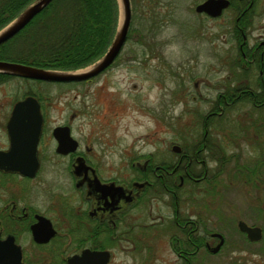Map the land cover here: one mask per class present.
Returning a JSON list of instances; mask_svg holds the SVG:
<instances>
[{
	"label": "flooded vegetation",
	"instance_id": "obj_1",
	"mask_svg": "<svg viewBox=\"0 0 264 264\" xmlns=\"http://www.w3.org/2000/svg\"><path fill=\"white\" fill-rule=\"evenodd\" d=\"M209 1L195 0L191 5V13L197 21L194 33L201 29L206 33L210 32L216 21L227 32L226 28H228L229 39H234V44L230 43V45H234V50L238 52L234 60L231 57L229 60L235 61L233 67L239 72L233 68V75L231 73L228 75L230 85L226 84L218 92L217 102L215 100L210 102L212 107L209 112L201 111L198 121L183 124L188 133L180 131L181 141H186L180 143L181 146L174 145L179 149L176 152L177 159L157 161L152 155L141 164L135 162L133 158L131 160L123 158L118 163L119 169L114 173L115 161L110 160L111 164L107 165L108 168L94 161L92 146L86 144L85 148H82L69 122L55 124L49 129L45 98L34 94L40 100L44 117L42 136L38 144L40 169L35 177L0 170V240L13 237L22 251V253H0V264H68L69 259L76 255L82 256V252L86 249L109 251L111 260L108 264H111L117 256L116 253L157 255L163 243L177 256V264H199L198 255L201 249L205 248L206 252L211 254L219 253L229 236H235L231 228V218L228 215L221 218L220 212L214 211V206L210 205L221 196L216 191L217 183L214 182V178L222 176L230 162H239L244 156L243 150L246 146L243 148L240 145L242 137L238 139L230 131L217 133L215 137L213 130L221 129L222 121H215V117L220 119L231 103L233 105L236 102L251 103L256 109L264 107V25L255 26V29H262L256 39H249L248 36L253 24L264 17V11L259 9V5L261 6L264 0H226L227 6L222 8L218 15H216L217 6L201 8ZM222 43L229 46L228 41ZM6 44L7 42L0 44V61L19 62L11 60L9 57L11 49ZM209 44L212 45L211 42ZM213 45L215 47L214 43ZM122 51L123 49L119 56ZM119 56L95 77L59 84H90L117 66L115 63ZM229 60L224 65L229 66ZM0 74V80H6L7 75ZM9 76H12L9 78L16 77ZM232 76L234 80L231 81ZM249 76L257 78L256 89H252L245 81L249 80ZM239 78L245 79L240 80L242 82L240 87L231 84V82L236 83ZM196 84L198 86V82ZM221 104L223 107H220ZM11 112L6 119L5 112L1 113L0 109L2 131L0 139H3L0 143V151L7 150L11 146L8 130ZM247 125L248 134L253 129L255 135H252L254 138L247 137L246 141L259 140V144L255 146L257 149L254 150L257 153L256 157L261 159L257 158L256 162L247 164L236 163L235 166L241 179L257 189L262 188L261 185H257L256 179L258 174L262 175L264 165L262 160L264 148L260 145V137L264 135V130L263 124L258 121ZM58 127L69 128L70 135L78 143L76 150L67 154L57 151L59 144L54 132ZM240 129L242 134L246 130L244 127ZM192 131L195 133L187 140L186 135L192 134ZM200 131L202 133L198 135ZM230 134L231 138H228ZM50 149H55L52 158L64 160V162L60 161V170L69 178L68 191L65 190L60 194L56 192L58 189L53 187L50 193L49 189L48 208L50 211L53 210L52 214L55 218L35 206L33 196L36 189L33 184L30 187L20 185L16 180L21 187L16 193V185L11 186L12 182H10L13 178H19L24 183L34 182L43 170L44 162L50 160L48 152ZM234 150L239 152L233 153ZM250 155L252 153L249 151L248 157L253 159ZM124 161L128 163L123 164ZM211 162H216L217 165L212 166ZM110 171L114 174H108ZM95 177L101 184L114 185L108 189L109 192L103 193L98 190ZM253 179L254 183L251 182ZM70 185H72L71 191ZM255 199L261 200L257 191L253 200ZM257 215L254 211L249 214L254 218ZM43 219L49 221L52 229L55 230V233L47 239L51 229L50 224ZM222 219H226V222ZM240 221L252 227L260 226L242 219L237 221V228L245 241H260L251 240L247 233L241 231ZM215 240L217 244H214Z\"/></svg>",
	"mask_w": 264,
	"mask_h": 264
},
{
	"label": "rangeland",
	"instance_id": "obj_2",
	"mask_svg": "<svg viewBox=\"0 0 264 264\" xmlns=\"http://www.w3.org/2000/svg\"><path fill=\"white\" fill-rule=\"evenodd\" d=\"M194 1L130 0L132 9L128 34L130 36L115 63L117 66L90 84H59L19 76L0 80L1 113L5 112L7 119L14 103L27 94L45 98L49 129L55 124L69 122L82 148L84 149L86 144L92 146L94 161H98L106 168L111 164L110 160L115 161L114 173L119 169L118 163L123 158L130 160L133 158L135 162L141 164L152 155L157 161L177 159L173 146L177 144L181 146L180 143L186 141H181L180 131L188 133L183 124L194 123L198 121L199 112L211 110L210 102L216 101V95L226 84L230 85L228 75L230 73L233 75V68H236L233 67L235 61L231 62L229 57L234 60L238 53L234 50V45H230L234 44V39H229L230 30L226 28L228 32L225 31L217 21L210 32L206 33L201 29L194 33V27L197 25L196 18L191 13ZM259 9L264 11V1L261 6L259 5ZM119 17L120 6L118 23ZM260 25H264V17L250 28L249 39H256L261 34L259 32L262 29H255V26ZM117 28L118 24L109 46L97 60L111 46ZM13 39L14 37L6 44L11 51L19 52L18 55L27 53V45H22L18 41L13 45L11 42ZM226 41L229 42V46L222 43ZM28 46L30 47L29 44ZM228 60L230 67L224 65ZM248 78L249 80L239 78L236 83L231 84L240 87L241 81L245 80L252 89H256L257 78L254 76ZM242 103L236 102L235 105L231 103L225 109V114L221 115L222 119L215 117V121H222V127L213 131L215 137L217 133L227 131L234 133L238 139L242 137L241 141H237L246 148L243 150L244 156L236 163L247 164L260 158L256 157L257 153L254 150L259 140L246 141L247 137L255 135L251 128L248 134L247 124L261 122L264 130V112H261L264 107L256 109L251 103ZM222 105L220 107H223ZM241 127L246 128L243 134ZM193 133L195 132L186 135L188 137L186 139H190ZM201 133L200 131L198 135ZM231 134L228 138H231ZM2 142L3 139H0V143ZM260 143L264 148V135L260 137ZM51 145L54 147L52 143ZM54 150L48 151L50 160L44 162V168L34 182L24 183L19 178L10 179L11 186L16 185V193L21 188L16 180L20 185L30 187L33 184L36 189L33 196L35 206L44 213L48 212L52 217L53 210L50 211L48 208L52 188L58 189L56 192L60 194L69 188V178L60 170V161L64 160L52 158ZM249 151L253 159L248 157ZM262 151L264 152L263 149ZM237 152L239 151H233ZM262 157L264 161V156ZM126 163L128 162H123ZM236 163L230 162L226 172L217 179L214 178V182L217 183L216 191L221 196L210 205L214 206V211L220 212L221 218L225 215L231 218V228L235 236H229L219 253L211 254L206 252L205 248L201 249L198 255L199 264H264V165L262 175L258 174L256 179L257 185H261L262 188L254 189L249 182L241 179ZM215 164L216 162L210 163L212 166L217 165ZM113 172L110 171L108 174L112 175ZM251 182L254 183V179ZM71 188L72 185L70 191ZM256 191L257 194L260 193L261 200H253ZM251 211L258 214L256 218L249 216ZM240 219L250 224L255 222L262 227V239L258 242L245 241L237 228V221ZM222 220L226 222V219ZM214 244H217L216 240ZM159 252L157 255L116 253L117 256L111 264H177V256L165 243Z\"/></svg>",
	"mask_w": 264,
	"mask_h": 264
},
{
	"label": "water",
	"instance_id": "obj_3",
	"mask_svg": "<svg viewBox=\"0 0 264 264\" xmlns=\"http://www.w3.org/2000/svg\"><path fill=\"white\" fill-rule=\"evenodd\" d=\"M52 1L35 0L28 5L16 18L0 30V44L7 42L19 34ZM118 2L120 6V17L115 37L107 52L95 63L79 70L66 71L46 69L19 62L0 61V73L56 83L78 82L95 77L114 62L128 38L132 21L131 2L130 0H118ZM227 4L228 1L226 0H210L201 8L207 9L211 6H217L218 11L216 15H218ZM43 124L44 117L41 110V103L37 96L29 94L14 103L8 121L11 146L7 150L0 151V170L19 173L24 176H36L40 169L38 144L42 136ZM54 134L59 144L57 150L59 153L67 154L76 150L78 143L70 135L68 127H58ZM173 150L177 152L179 149L177 146H174ZM76 173L78 172L76 171ZM95 178V184L99 186L98 190L103 193H107L108 189L114 185L101 184L98 178ZM88 193L90 194L89 191ZM43 221L47 220L43 219ZM47 222L50 224L49 221ZM239 227L253 241L261 240L263 237L261 227L249 226L244 221H240ZM50 229L51 231L46 239L55 233L51 224ZM35 235L38 238L36 231ZM0 253H22V251L21 247L15 243L14 238L10 237L6 240H0ZM110 260L111 253L109 251L86 249L82 252V256L76 255L69 259L68 264H108Z\"/></svg>",
	"mask_w": 264,
	"mask_h": 264
},
{
	"label": "trees",
	"instance_id": "obj_4",
	"mask_svg": "<svg viewBox=\"0 0 264 264\" xmlns=\"http://www.w3.org/2000/svg\"><path fill=\"white\" fill-rule=\"evenodd\" d=\"M32 1L0 0V29ZM118 16L117 0H55L11 41L27 45V53L11 51L9 57L46 69L83 68L109 46Z\"/></svg>",
	"mask_w": 264,
	"mask_h": 264
}]
</instances>
